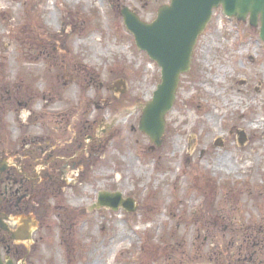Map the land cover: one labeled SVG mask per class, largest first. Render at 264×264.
<instances>
[{"label": "rangeland", "instance_id": "374dc122", "mask_svg": "<svg viewBox=\"0 0 264 264\" xmlns=\"http://www.w3.org/2000/svg\"><path fill=\"white\" fill-rule=\"evenodd\" d=\"M164 3L0 0V164L29 190L35 223L27 242L0 234L4 259L216 263L264 233V43L217 10L157 149L138 127L161 68L121 10L152 23ZM101 192L134 200L135 212L94 208Z\"/></svg>", "mask_w": 264, "mask_h": 264}, {"label": "water", "instance_id": "95a60500", "mask_svg": "<svg viewBox=\"0 0 264 264\" xmlns=\"http://www.w3.org/2000/svg\"><path fill=\"white\" fill-rule=\"evenodd\" d=\"M219 7L223 8L229 18H241L251 13L252 23H255L258 14L262 15L261 35L264 40V0H171L169 5L159 8L157 19L152 23L142 21L128 7L121 11L125 26L133 34L138 49L145 52L162 71L161 84L144 108L139 123V130L158 148L163 144L166 116L174 106L180 78L191 70L198 37L211 21L213 11ZM123 86V82L115 85L118 90ZM240 136V143L243 145L246 137L242 133ZM100 207L113 211L120 208L128 212L136 210L134 201L124 200L120 193H100L95 208ZM29 227H22L13 233L14 239L30 240ZM0 264H4L1 252ZM7 264L14 263L9 261Z\"/></svg>", "mask_w": 264, "mask_h": 264}, {"label": "flooded vegetation", "instance_id": "af4514ba", "mask_svg": "<svg viewBox=\"0 0 264 264\" xmlns=\"http://www.w3.org/2000/svg\"><path fill=\"white\" fill-rule=\"evenodd\" d=\"M219 10L223 12L222 9ZM231 21L236 24L237 28H247L243 31V38L254 42H264L261 35L262 15H257L255 23H252L251 13H248L244 17L241 16V18L234 17L231 19ZM243 84L248 85L249 81H244ZM30 144H35V141L32 140V143ZM5 172H8V174H10L14 179L17 178L15 171L12 173V170L5 162L0 164V234L9 235V238L13 241V243H20L22 240L14 239L13 233H16L22 227H31L33 224L30 223L28 219H25L26 214L29 213L30 210V206L26 202L29 190L23 191L24 189L22 186L17 188V182H14V180L10 179L9 175H7L6 178L3 177ZM19 180L23 182L25 181L21 177H19ZM19 185H22V183H19ZM250 226L251 225H248V227ZM247 231L248 232L240 233L239 237L242 235L246 236L247 233L253 230L248 228ZM30 234L33 237L32 231H30ZM32 237L30 240H32ZM247 239H250V241L248 240L249 242L247 245H242L240 248H238L232 259L225 258L222 261L218 260L216 263L204 262V264H264V233H255L251 238L248 237ZM5 242L6 240L4 238L0 239L1 252L3 250H8L9 248ZM228 249L231 251L230 247H228ZM9 254L10 253L7 252V255ZM6 258H3L5 263L7 261ZM12 261L14 264H26L25 260H23L24 262L21 263L20 258L18 257H13Z\"/></svg>", "mask_w": 264, "mask_h": 264}, {"label": "bare ground", "instance_id": "6f19581e", "mask_svg": "<svg viewBox=\"0 0 264 264\" xmlns=\"http://www.w3.org/2000/svg\"><path fill=\"white\" fill-rule=\"evenodd\" d=\"M254 125H256L257 127L261 126V124H254ZM218 162L220 163V166H222V167H226L228 165V161L227 160L219 159Z\"/></svg>", "mask_w": 264, "mask_h": 264}]
</instances>
